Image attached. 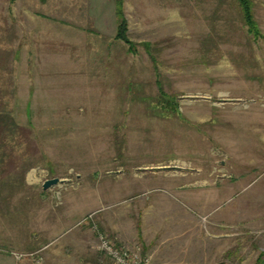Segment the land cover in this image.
I'll use <instances>...</instances> for the list:
<instances>
[{"label":"rangeland","instance_id":"374dc122","mask_svg":"<svg viewBox=\"0 0 264 264\" xmlns=\"http://www.w3.org/2000/svg\"><path fill=\"white\" fill-rule=\"evenodd\" d=\"M253 1L259 38L236 0H125L131 45L116 36L115 0H0L9 256L114 264L102 233L143 246L149 264H264V0Z\"/></svg>","mask_w":264,"mask_h":264},{"label":"trees","instance_id":"16d2710c","mask_svg":"<svg viewBox=\"0 0 264 264\" xmlns=\"http://www.w3.org/2000/svg\"><path fill=\"white\" fill-rule=\"evenodd\" d=\"M241 8L242 18L244 20V24L247 26V29L250 34L254 36V38L263 37L261 30L257 24V20L255 18V13L253 9L254 1L253 0H236ZM125 0H115L116 3V16H117V38L134 45L133 42L128 37V20L126 18L125 9H124ZM162 97L167 99L165 101L166 107H170V104L174 105L171 100L175 99V97H168L166 93L163 92L161 87ZM168 103V104H167ZM256 264H262V261L259 260Z\"/></svg>","mask_w":264,"mask_h":264},{"label":"built area","instance_id":"2783aa9c","mask_svg":"<svg viewBox=\"0 0 264 264\" xmlns=\"http://www.w3.org/2000/svg\"><path fill=\"white\" fill-rule=\"evenodd\" d=\"M98 248L108 256L114 264H149L150 255L144 254L143 246L133 248L115 243L105 234H99Z\"/></svg>","mask_w":264,"mask_h":264},{"label":"crops","instance_id":"0c3cea01","mask_svg":"<svg viewBox=\"0 0 264 264\" xmlns=\"http://www.w3.org/2000/svg\"><path fill=\"white\" fill-rule=\"evenodd\" d=\"M35 35V30H29L28 29L25 31L24 29L21 30V32H19V37L24 39L25 37H29V36H34ZM5 195V200L7 195ZM10 238L9 236H5V237H1L0 238V245L4 244V245H10L12 244L11 242H13L12 240H6ZM0 246V264H18L11 256H9L6 252H8V249L6 247Z\"/></svg>","mask_w":264,"mask_h":264},{"label":"water","instance_id":"95a60500","mask_svg":"<svg viewBox=\"0 0 264 264\" xmlns=\"http://www.w3.org/2000/svg\"><path fill=\"white\" fill-rule=\"evenodd\" d=\"M60 181V178L55 177V178H51V179H47L45 180V182L43 183V187L45 189L51 187L52 185L57 184Z\"/></svg>","mask_w":264,"mask_h":264}]
</instances>
